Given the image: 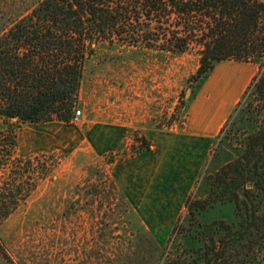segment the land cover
<instances>
[{
    "label": "rangeland",
    "instance_id": "374dc122",
    "mask_svg": "<svg viewBox=\"0 0 264 264\" xmlns=\"http://www.w3.org/2000/svg\"><path fill=\"white\" fill-rule=\"evenodd\" d=\"M149 17L123 27V46L97 49L79 119L17 128L15 154L49 172L33 189V171L25 173L27 197L2 200L0 264H174L194 253L187 202L206 197L203 177L226 162L222 130L264 63L226 60L198 83V53L165 56L153 40L162 19ZM134 29L146 36L137 47ZM234 214L232 204H218L199 220L230 222ZM177 223L189 231L178 236Z\"/></svg>",
    "mask_w": 264,
    "mask_h": 264
},
{
    "label": "trees",
    "instance_id": "16d2710c",
    "mask_svg": "<svg viewBox=\"0 0 264 264\" xmlns=\"http://www.w3.org/2000/svg\"><path fill=\"white\" fill-rule=\"evenodd\" d=\"M144 13L162 19L153 40L162 42L165 56L198 53V83L226 60L264 63V0H0V223L8 216L2 200L16 192L27 197L25 173L33 171V189L49 172L45 163L15 154L17 128L70 123L97 49L123 46V27ZM130 37L136 47L146 39L136 29ZM222 131L226 162L203 177L206 197L187 202L183 223H197L194 253L180 254L174 264H264L263 68ZM218 204H232L234 218L202 224L199 215ZM175 229L178 236L189 231L180 223Z\"/></svg>",
    "mask_w": 264,
    "mask_h": 264
},
{
    "label": "crops",
    "instance_id": "0c3cea01",
    "mask_svg": "<svg viewBox=\"0 0 264 264\" xmlns=\"http://www.w3.org/2000/svg\"><path fill=\"white\" fill-rule=\"evenodd\" d=\"M201 130H204V133L202 132L203 134H200L202 136V138H204L203 136H207V134H211L212 133L213 126H211L210 123H209V125L207 124V125L203 126L201 128Z\"/></svg>",
    "mask_w": 264,
    "mask_h": 264
},
{
    "label": "built area",
    "instance_id": "2783aa9c",
    "mask_svg": "<svg viewBox=\"0 0 264 264\" xmlns=\"http://www.w3.org/2000/svg\"><path fill=\"white\" fill-rule=\"evenodd\" d=\"M82 112L80 110L76 111V114L74 115V119L77 120L81 116Z\"/></svg>",
    "mask_w": 264,
    "mask_h": 264
},
{
    "label": "water",
    "instance_id": "95a60500",
    "mask_svg": "<svg viewBox=\"0 0 264 264\" xmlns=\"http://www.w3.org/2000/svg\"><path fill=\"white\" fill-rule=\"evenodd\" d=\"M188 92H191V90H188Z\"/></svg>",
    "mask_w": 264,
    "mask_h": 264
}]
</instances>
